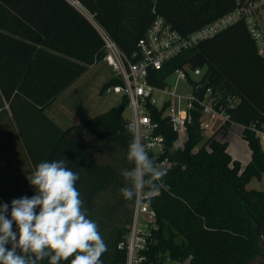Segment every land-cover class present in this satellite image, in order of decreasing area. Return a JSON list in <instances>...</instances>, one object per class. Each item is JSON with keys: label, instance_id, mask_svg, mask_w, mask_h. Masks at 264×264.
Returning a JSON list of instances; mask_svg holds the SVG:
<instances>
[{"label": "trees", "instance_id": "16d2710c", "mask_svg": "<svg viewBox=\"0 0 264 264\" xmlns=\"http://www.w3.org/2000/svg\"><path fill=\"white\" fill-rule=\"evenodd\" d=\"M233 6V0H0L1 107L11 111L33 170L41 161L64 160L79 174L82 207L107 244L102 264H127L128 258L120 244L135 199H124L119 189L126 184L123 170L132 167L127 150L133 133L124 117L129 101L123 98L119 106L65 129L46 113L104 59V40L87 15L133 58L157 16L187 36ZM186 65L201 69L200 80L188 81L210 88L230 119L206 140L202 107L194 103L182 148L169 122L159 120L173 166L163 178L167 187L148 199L159 229L145 264L189 258L191 264H264V189L248 188L264 181V59L247 28L237 24L185 51L149 81L163 87ZM114 84L111 78L102 92ZM233 124L242 126L252 152L245 168L228 153ZM34 194L30 184L25 196Z\"/></svg>", "mask_w": 264, "mask_h": 264}, {"label": "built area", "instance_id": "2783aa9c", "mask_svg": "<svg viewBox=\"0 0 264 264\" xmlns=\"http://www.w3.org/2000/svg\"><path fill=\"white\" fill-rule=\"evenodd\" d=\"M233 3L230 12L187 36L174 29L164 17L157 16L139 41V53L133 58L128 57L92 17L87 15L104 40L105 55L102 62L111 68L112 79L116 82L105 92L122 95V98L128 99L127 108L132 112L128 125L133 138L141 139L159 169L167 170L173 166L172 161L165 156L167 138L160 132L159 120L169 122L173 131L178 134L175 145L182 148L188 138L187 126L191 122L190 110L194 103H199L202 107L201 129L204 134L218 120H222L219 125L221 126L230 117L223 105L218 107L219 98L213 95L210 88L204 90L203 86H193L192 96L184 98L177 95L168 83L163 87L150 83L151 74L161 72L165 64L185 51L215 38L237 24L247 28L259 56L264 59V0H233ZM171 75L188 81L189 76L201 77L202 71L186 65L176 69ZM183 136L185 141L181 142ZM260 136L264 141V133ZM158 194L149 195L144 192L135 198L132 222L125 241L120 244V249L127 250V264H145L147 261L145 251L149 249L154 234L159 229L158 215L148 203V199ZM187 260L191 264V259Z\"/></svg>", "mask_w": 264, "mask_h": 264}, {"label": "clouds", "instance_id": "9594fccd", "mask_svg": "<svg viewBox=\"0 0 264 264\" xmlns=\"http://www.w3.org/2000/svg\"><path fill=\"white\" fill-rule=\"evenodd\" d=\"M127 160L132 167L123 170L126 184L119 189L124 199L167 187L166 170L155 165L140 138L128 144ZM28 180L34 195L0 203V264H102L107 244L82 207L79 174L64 160H45Z\"/></svg>", "mask_w": 264, "mask_h": 264}, {"label": "rangeland", "instance_id": "374dc122", "mask_svg": "<svg viewBox=\"0 0 264 264\" xmlns=\"http://www.w3.org/2000/svg\"><path fill=\"white\" fill-rule=\"evenodd\" d=\"M111 74V68L107 64L103 62L97 64L73 85L66 95L60 96L46 113L65 129L119 106L123 99L122 95L102 92V88ZM200 78L193 76L195 80H200ZM167 83L177 95L184 98H189L193 94L191 83L178 79L176 75H170L167 78ZM124 117L126 120L132 118L130 108L126 109ZM221 122L222 120H218L210 130L205 132L206 140L215 133ZM183 140L185 141V136L181 138V142ZM32 171L31 162L11 111L8 106L3 110L0 99V203H10L14 198L25 196L30 185L28 177ZM248 188L264 189V181L254 180ZM164 264L190 263L188 260L184 262L167 260ZM255 264H261V261H256Z\"/></svg>", "mask_w": 264, "mask_h": 264}, {"label": "crops", "instance_id": "0c3cea01", "mask_svg": "<svg viewBox=\"0 0 264 264\" xmlns=\"http://www.w3.org/2000/svg\"><path fill=\"white\" fill-rule=\"evenodd\" d=\"M93 68H94V66L91 67L90 71ZM111 78H112V74L109 77V79L107 80V82ZM72 87L70 89H72ZM70 89L68 91H70ZM68 91H66L63 95H66V93ZM226 140L229 144L228 145V153L232 156V158L234 160L239 161L243 168H245L251 161L252 152L248 146V143L243 139V128H242V126L237 125V124H233L232 127L230 128L229 132H228ZM262 146L264 149V141L263 140H262Z\"/></svg>", "mask_w": 264, "mask_h": 264}, {"label": "water", "instance_id": "95a60500", "mask_svg": "<svg viewBox=\"0 0 264 264\" xmlns=\"http://www.w3.org/2000/svg\"><path fill=\"white\" fill-rule=\"evenodd\" d=\"M72 4L73 5H77L78 7H79V5L77 4V2H72ZM205 89V88H204ZM202 91H203V89H202ZM258 223V222H257ZM257 232L259 233L260 232V226H259V224H258V229H257ZM263 238V243H264V237H262Z\"/></svg>", "mask_w": 264, "mask_h": 264}]
</instances>
